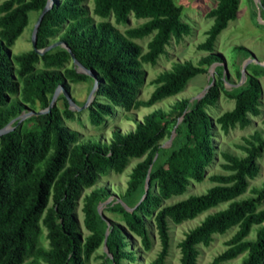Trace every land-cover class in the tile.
I'll list each match as a JSON object with an SVG mask.
<instances>
[{"label": "trees", "instance_id": "1", "mask_svg": "<svg viewBox=\"0 0 264 264\" xmlns=\"http://www.w3.org/2000/svg\"><path fill=\"white\" fill-rule=\"evenodd\" d=\"M80 1L53 2L38 26L35 48L50 46V40L62 29L58 42L65 44L98 82L96 98L87 108L88 121L95 127L104 123L114 108L129 112L176 95L188 80L220 62L212 53L213 43L237 11V0H216L207 12L212 24L204 42L197 46L206 54L196 63L173 65L154 80L156 86L148 99L137 101L141 65L154 64L170 39L178 41L190 32L188 25L180 21L181 9L172 0H93L92 14L100 19L111 16L115 24H124L132 15L144 20L120 32L107 21L92 24ZM45 3L46 0L0 3V129L22 112L45 109L59 85L67 92L65 82L92 81L76 73L72 65L64 67L70 57L59 46L41 55L31 49L9 57L7 50L26 26L28 13L39 14ZM148 36L146 51L142 53L132 40ZM37 63H41L40 68L35 67ZM214 72L220 76L222 68L217 67ZM220 88L218 78L200 99H181L168 110H153L136 122L133 130L113 131L108 143L79 141L76 133L63 126V121L73 118L63 96L59 98L62 109L54 105L48 113L25 119L22 126L13 123V129L0 136V264H87L100 244L106 249L100 264L132 261L117 227L111 226L104 235L106 223L96 211L97 204L110 196L104 188L92 189L82 198V223L88 232L83 239L75 232L73 212L83 189L92 187L110 171L120 173L129 160L142 156L131 169L122 196L124 203L137 204L134 210L127 212L117 205L110 207V203L107 206L121 214L127 230L139 238L145 250L151 244L146 220H151L159 251L149 264H165L170 246L169 223L192 220L221 204L226 207L206 215L184 234L177 244L179 264H196L197 246H208L213 235H223L231 228L235 232L212 264L240 255L243 257L239 264H262L264 183L247 190L248 182L259 171L257 159L262 156L264 160V137L260 133L253 132L236 145L243 154L240 157L219 153V167L224 173L209 175L207 180L212 186L204 193L163 205L164 201L183 195L190 181H203L205 169L214 161L212 126L206 109L214 105ZM231 98L233 108L214 120L224 133L234 126H248L249 117L264 112V88H260L255 75L247 76L245 87ZM178 118L181 121L174 129L178 141L164 152L158 143L170 134ZM262 124L264 129V121ZM161 152L162 159L154 163V156ZM246 191L249 196L238 199ZM253 226L255 235L250 240L247 237ZM42 228L47 248L39 245Z\"/></svg>", "mask_w": 264, "mask_h": 264}, {"label": "rangeland", "instance_id": "2", "mask_svg": "<svg viewBox=\"0 0 264 264\" xmlns=\"http://www.w3.org/2000/svg\"><path fill=\"white\" fill-rule=\"evenodd\" d=\"M4 0H0V3ZM54 1L60 0H52ZM173 3L181 9L180 21L188 25L190 32L188 35L183 36L180 40L174 41L170 39L168 44L164 47L163 53L159 55L154 64H142V83L137 89L135 100L145 101L148 99L151 92L154 90L156 84L154 80L160 74L169 72L173 65L190 61L196 63L198 59L206 53L199 51L197 46L204 42L206 32L212 24V19L207 16V12L212 9L216 0H172ZM80 7L84 10L85 15L90 19L92 24L100 21L109 22L114 28L122 32L126 28L134 27L141 24L144 20H136L129 15L126 23L115 24L113 18L109 16L106 19H100L92 14L93 0H81ZM38 12H29L27 16V24L21 31L20 35L14 41L13 45L8 48L7 52L9 57L26 52L32 49L31 34L35 22L38 17ZM60 29L50 40L52 44H58V35L61 33ZM150 36L143 39L132 40L136 43L141 52L146 51V44ZM61 47V46H59ZM212 53L220 58V62H214L205 69V73L199 74L188 80L183 89L176 95L163 99L156 104L147 108H137L129 112L123 111L121 108H114L112 115L105 117L104 123L95 127L92 126L87 117V109L73 112V118L69 121H63V126L77 134L79 141L95 140L108 143L110 135L113 131L127 133L133 130L136 122H140L143 116L147 115L153 110L162 109L168 110L169 107L176 101L181 99H190L191 101L197 97L202 96L207 92V87L210 83L211 76L213 82L221 80V88L219 89L218 96L213 106L206 109V113L211 120V133L212 144L214 147V161L205 169V178L201 182L190 181L186 187L183 195L173 197L163 202V205H169L179 200H182L191 195H199L212 186L207 180V177L212 174H223L219 164L222 160L219 156L220 152H227L235 156H242L236 145L242 144V139L248 137L253 132L260 133L264 137V129L262 122L264 121V112H261L255 117H249V125L240 129L237 126L228 129L227 132H222L219 126L214 123V120L222 113L230 111L233 108L232 95L239 92L246 85L247 76H256L260 88H264V0H237V11L234 20L229 21L224 30H222L216 37ZM72 65L69 59L64 67ZM15 68V65H12ZM36 68L41 67V63L35 65ZM221 67L222 72L217 76L214 72L215 68ZM61 71V68L59 69ZM93 82H78L69 83L65 82L67 93L74 100L77 106H82L87 95L92 88ZM59 94L55 104L59 109H62V101ZM95 94L92 102L95 100ZM100 101V100H99ZM181 118H178L176 124L171 129L168 136H164L159 141V147L162 151H170L174 144L178 141V135L174 129L180 123ZM22 120L19 126H22ZM177 138V139H176ZM164 152L160 155H155L153 162L157 163L162 159ZM144 156L139 159H131L127 162L125 168L120 173L108 172L104 176H100L96 183L88 188L83 189L80 197L78 198L73 218L75 223V232L80 239L88 235V232L83 226V214L81 212L82 198L88 194L92 189L104 188L109 197L103 202H99L96 206V211L102 221L106 223L104 235L107 234L111 226L117 227L124 236L127 243L125 250L131 253L132 261L122 260L121 264H149L157 255L159 251V243L153 230L151 220H146V228L150 237V247L145 250L135 235L129 232L121 218V214L109 209L113 205L123 208L127 212H132L136 207L135 202L126 204L122 201L123 193L127 187L128 176L134 165L141 161ZM259 171L257 176L248 182L247 190L252 187H259L264 183V160L262 156L257 159ZM145 191V187H144ZM249 196L248 191L238 197V199L246 198ZM143 195L140 197L139 201ZM138 201V202H139ZM110 203V207L107 204ZM50 205V202H48ZM226 204H221L216 208L210 209L197 215L192 220L184 221L180 224L174 225L169 223V252L165 260V264H179V249L177 244L183 238L184 234L190 229L197 226L202 219L217 210L224 209ZM261 208H264V203ZM256 226H253L248 239H253L255 235ZM235 228H231L223 235H213L212 241L208 246H197L198 257L196 264H212V260L219 255L225 248V242L233 235ZM47 239L45 238V230L41 229V236L39 238V245L47 248ZM106 252L104 244H100L98 248L91 254L87 264H100V256ZM243 255L235 259L220 264H239ZM264 264V261L263 263Z\"/></svg>", "mask_w": 264, "mask_h": 264}, {"label": "water", "instance_id": "3", "mask_svg": "<svg viewBox=\"0 0 264 264\" xmlns=\"http://www.w3.org/2000/svg\"><path fill=\"white\" fill-rule=\"evenodd\" d=\"M52 4H53L52 0H46V3L44 5L43 9L40 11V13H39V15L37 17V20L35 22V25L33 27L32 34H31L32 49H34L38 54L41 55L44 52L50 50L51 48H54L55 46H61L62 48H64L68 52L70 60L72 62V66L75 69L76 73L86 75L87 77H89L92 80V82H93L92 88L90 89V91H89V93L87 95V99H86L85 103L82 106L79 107V106H77L74 103V101L71 99L69 94L63 89V87L61 85H59L54 90L53 95H52V97H51V99L49 101V104L47 105V107L45 109L39 110V111H31V110H29V111L20 113L17 117H15L12 120H10L4 127H2L0 129V136L5 134V133H7V132H9V131H11L13 129V127H12L13 123H16V125H18V124H20V122L22 120H25V119H27L29 117L39 116L41 114L48 113L50 111V109L54 106L55 101H56L57 97L59 96V94H62L63 98L65 99V101L67 103V107H68L69 110L76 111V112L85 110V109H87L90 106V104L92 102V99H93V96L95 94V91L97 90L98 82L96 80L95 74L92 71L87 70L79 62H77L76 59L74 58L73 54L65 46V44H63V43H60V45L52 44V45H50L48 47H45V48H43L41 50H37L35 48V39H36V33H37L38 26H39V24L41 22V19H42L43 15L52 7ZM210 76H211V80H210V83H209L207 89L213 84L212 75L210 74ZM202 96L197 97L196 100L200 99ZM147 187H148V180H146V182H145V192L147 191ZM106 235L107 234H105V236Z\"/></svg>", "mask_w": 264, "mask_h": 264}]
</instances>
